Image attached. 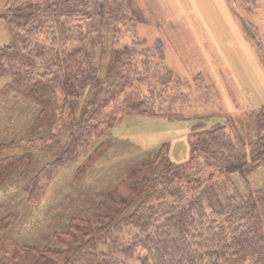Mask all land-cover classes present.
Wrapping results in <instances>:
<instances>
[{
  "label": "trees",
  "instance_id": "obj_1",
  "mask_svg": "<svg viewBox=\"0 0 264 264\" xmlns=\"http://www.w3.org/2000/svg\"><path fill=\"white\" fill-rule=\"evenodd\" d=\"M8 1L0 17L13 37L0 46V78H6L0 96L13 103L0 100L8 119L0 128V186L16 167L50 157L24 187L27 202L37 203L63 165L112 126L118 102L134 114L175 115L170 106L157 107L164 93L153 81L166 86L174 72L162 64L161 42L154 66L145 39L120 44L140 18L132 0ZM239 1L249 9L258 3ZM17 118L25 121L8 139ZM228 122L193 126L185 162L172 160L162 145L129 168L122 188L101 197L93 214L70 216L43 246L1 249L0 264H264V189L229 192L216 178L234 171L246 178L264 164V103L249 142L241 131L232 136ZM20 145L47 156L15 152ZM204 167L212 168L209 176Z\"/></svg>",
  "mask_w": 264,
  "mask_h": 264
},
{
  "label": "rangeland",
  "instance_id": "obj_2",
  "mask_svg": "<svg viewBox=\"0 0 264 264\" xmlns=\"http://www.w3.org/2000/svg\"><path fill=\"white\" fill-rule=\"evenodd\" d=\"M132 1L140 18L128 28L131 30H124L120 44L145 39L142 47L153 50L154 66L160 61L155 53L157 43H162V64L172 68L174 78L166 86L153 80L156 91L164 93L155 103L157 107L170 106L175 115L134 114L118 102V108L111 110L115 118L112 126L102 137L94 136L76 160L63 165L37 203L27 202L24 187L50 157L42 161L37 156L29 169L16 167L0 186V218L11 213L0 222V250L11 251L16 244L43 246L53 230L67 226L70 216L93 214L101 197L116 186L122 188L128 169L152 157L162 145L167 146L172 160L185 162L191 154L189 132L199 122L229 121L231 135L241 131L246 142L257 136L256 113L264 103V0L251 9L239 0ZM9 5L8 0H0V13ZM12 37L9 24L0 17V46ZM5 79L0 78V88ZM11 102L5 100L3 105ZM1 116L3 128L8 119ZM24 121H10L8 139ZM101 138L106 140L102 148ZM18 147L13 150L31 149L35 156H47L35 148ZM211 171L204 167L202 174L209 176ZM216 178L229 192L264 189V164L246 178L239 171L218 173Z\"/></svg>",
  "mask_w": 264,
  "mask_h": 264
}]
</instances>
